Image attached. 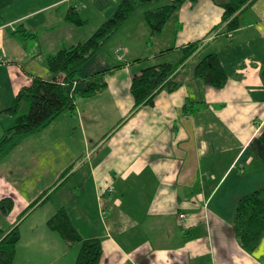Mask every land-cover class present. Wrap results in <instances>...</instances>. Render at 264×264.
Masks as SVG:
<instances>
[{"label": "crops", "instance_id": "crops-1", "mask_svg": "<svg viewBox=\"0 0 264 264\" xmlns=\"http://www.w3.org/2000/svg\"><path fill=\"white\" fill-rule=\"evenodd\" d=\"M121 2L0 0V112L34 78L52 80L47 58L88 39ZM71 8L83 27L67 22ZM147 9L136 10L118 30L124 48L110 56L101 50L84 67L81 76L88 77L121 65L106 75V87L21 135L41 144L26 157L31 171L15 175L14 188L0 173V185L8 182L0 202L15 201L6 231L18 227L21 235L14 264H76L79 246L47 224L61 209L81 237L101 241L99 264H264V235L248 252L232 227L239 199L264 187V0L241 10L233 32L213 0L186 2L155 36ZM195 42L199 49L177 71L180 87L134 110V75L179 61L182 48ZM210 53L227 73L220 89L194 77Z\"/></svg>", "mask_w": 264, "mask_h": 264}, {"label": "trees", "instance_id": "trees-1", "mask_svg": "<svg viewBox=\"0 0 264 264\" xmlns=\"http://www.w3.org/2000/svg\"><path fill=\"white\" fill-rule=\"evenodd\" d=\"M161 0H122L115 12L85 41L60 49L47 58V65L54 78L33 79L30 86L24 87L17 94L13 104L0 112L14 117V125L5 131L0 141V153L4 144L14 135H27L47 126L53 119L64 112L73 111L77 97H93L106 87V75L113 69H103L82 77L84 67L92 60L106 41L117 32L139 8L152 6ZM196 0H167L164 5L145 11V19L151 35L162 33L171 16L186 2ZM254 0H213L222 8V24L228 32L240 26V12ZM67 22L83 27L78 11L71 8L66 16ZM199 42L190 43L182 48L183 57L177 62H165L145 68L135 74L131 83L134 110L142 105H152L161 91L174 92L181 82L177 78L179 67L191 58L199 49ZM175 48L160 52L157 56L172 53ZM194 77L216 89L223 88L227 82V73L216 54L210 53L201 59L194 69ZM77 83L80 86L73 88ZM29 107L28 113L22 114L23 108ZM264 144V131L259 136ZM15 206L12 197H5L0 202L2 216H8ZM48 227L57 232L72 246H79L76 264H99L103 248L99 239H84L74 227L68 213L61 209L48 220ZM233 234L241 246L253 252L264 235V187L241 197L237 203L232 223ZM21 235L18 227L5 231L0 226V264H14L17 246Z\"/></svg>", "mask_w": 264, "mask_h": 264}, {"label": "rangeland", "instance_id": "rangeland-1", "mask_svg": "<svg viewBox=\"0 0 264 264\" xmlns=\"http://www.w3.org/2000/svg\"><path fill=\"white\" fill-rule=\"evenodd\" d=\"M163 3L166 2V1H162ZM154 5V4H153ZM157 5V3H156ZM149 6H146V7H142V8H139L140 9H147ZM144 16H145V12H144ZM118 32V31H117ZM115 32L113 35L115 36H111L107 41L106 43L101 47V50H104V53L108 56H110V53L112 54L113 51H116L117 47H119V45L123 44L124 45V42H121V38L123 39V35H121L120 31L117 33ZM117 34V35H116ZM114 42H117L114 44L113 48L109 51V53L107 52V49L110 48V46L114 43ZM152 43H154V41L150 42L149 43V46L152 45ZM122 46V45H121ZM122 48H124L122 46ZM101 50L99 52H101ZM98 52V54H99ZM116 54V53H115ZM114 55V52L113 54ZM121 55V53L119 54V56ZM76 88V86H75ZM25 108V107H24ZM23 108V110H24ZM29 111V107L26 111H23L22 114H25V113H28ZM4 115V114H3ZM1 116L0 117V141L3 140V134H4V129L8 130L7 127H10L13 125V118L11 119L9 115L5 114L4 116ZM50 124V123H49ZM44 128V127H43ZM41 128V129H43ZM40 129V130H41ZM36 132V131H35ZM4 144V151L2 152L3 155H5L4 157V160H3V163L2 165L0 166V171L1 169L4 171V172H0L1 175H3L5 178H7L9 176V179L11 180L10 182H12L10 184L11 187H13V182L16 180L14 177L16 175V178L19 176V173L22 174L24 177L27 173V171H31L30 167H27L25 166L27 163H28V159L29 156L31 155V150H33V152H38L39 151V147H41V144L39 143V141H34L33 138L30 136L29 138V135L27 138H22L21 135H14L10 138V140H8V142L6 143H2ZM1 154V153H0ZM23 154V156H22ZM27 157V158H26ZM18 158H21L22 159V162H21V165H19V161H18ZM8 162L12 165V166H9L8 165ZM17 173V174H16ZM8 186V182L4 181V189H6V187ZM1 185H0V188H3ZM14 188V187H13ZM16 188V187H15ZM5 191V190H4ZM2 192V191H0ZM15 207V206H14ZM14 209V208H13ZM46 210V209H45ZM41 212H43V210L41 209ZM93 212V211H92ZM1 213V212H0ZM94 214V212H93ZM40 213L37 212V215L36 216H39ZM8 217V216H7ZM6 216H1L0 218L2 220H0V226L6 231L8 228H9V221H8V218ZM50 229V228H49ZM51 230V229H50ZM76 251V250H75ZM15 262V261H14Z\"/></svg>", "mask_w": 264, "mask_h": 264}, {"label": "built area", "instance_id": "built-area-1", "mask_svg": "<svg viewBox=\"0 0 264 264\" xmlns=\"http://www.w3.org/2000/svg\"><path fill=\"white\" fill-rule=\"evenodd\" d=\"M120 53H121V48H119V49L117 50V54L119 55ZM109 191H110V192H113V191H114L113 187H110V188H109Z\"/></svg>", "mask_w": 264, "mask_h": 264}]
</instances>
